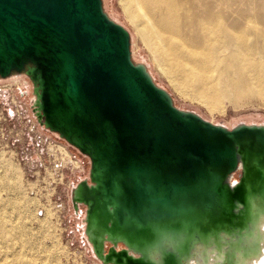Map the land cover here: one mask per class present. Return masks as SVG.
<instances>
[{
    "label": "water",
    "instance_id": "water-1",
    "mask_svg": "<svg viewBox=\"0 0 264 264\" xmlns=\"http://www.w3.org/2000/svg\"><path fill=\"white\" fill-rule=\"evenodd\" d=\"M23 72L39 90V124L90 158L76 209L81 200L92 215L113 203L119 227L129 218L146 234L172 221L235 219L254 167L239 162L264 156V125L229 128L179 108L134 60L131 33L103 0H0V77ZM89 241L107 264H157L133 254L129 239ZM164 256L179 264L175 252Z\"/></svg>",
    "mask_w": 264,
    "mask_h": 264
},
{
    "label": "bare ground",
    "instance_id": "bare-ground-1",
    "mask_svg": "<svg viewBox=\"0 0 264 264\" xmlns=\"http://www.w3.org/2000/svg\"><path fill=\"white\" fill-rule=\"evenodd\" d=\"M121 1L125 15L150 48L157 65L186 94L207 99L213 110L225 107L224 97L234 105L255 95L264 99V11L245 13L234 2L222 4L212 0L210 7H218V11L199 12L196 19L191 0ZM142 63L157 82L149 64ZM182 65L184 68L180 69ZM250 75L252 79L246 77ZM13 76H26L30 80L31 84L24 80L23 85H32L30 105L36 116L41 110L38 87L27 72ZM215 80L222 83L218 90L210 85ZM254 117L250 114L248 120ZM245 123L264 125V121ZM2 160L6 166H12L9 159ZM249 164L254 167L246 174V198L235 199L233 206L235 223L234 216L217 223L208 215L198 223L160 224L154 234H146L140 233V227L129 218L124 227H119L113 203L100 202L90 215L80 200L76 213L84 212L83 229L89 240L98 238L105 244L108 238L116 243L129 239L133 254L143 255L157 264L165 262L166 250L175 252L179 264H264V156L246 162L241 158L238 168L247 172ZM258 169L262 177H256ZM85 178H90V171ZM239 182L233 172L226 183L234 189ZM75 194H78V182L74 184L71 199ZM14 236L21 246L12 247L11 257L16 264H27L26 246H22L27 243L26 233L17 236L0 223V240L9 243Z\"/></svg>",
    "mask_w": 264,
    "mask_h": 264
},
{
    "label": "rangeland",
    "instance_id": "rangeland-1",
    "mask_svg": "<svg viewBox=\"0 0 264 264\" xmlns=\"http://www.w3.org/2000/svg\"><path fill=\"white\" fill-rule=\"evenodd\" d=\"M210 1L212 0H191L196 19L199 12L205 14L209 10L218 11V7H210ZM227 2H234L239 11L245 13L264 11V0H219L222 4ZM104 8L131 33L134 60L149 64L157 83L169 91L179 108L195 111L204 118L229 128L245 121H264V99L259 96L249 97L238 105L224 97L225 107L213 110L207 99L186 94L157 65L150 48L137 33L132 20L125 15L122 1L105 0ZM183 68V65L180 66V69ZM246 77L252 79L251 75L250 78ZM24 80L31 84L26 76L0 77V112L13 109L10 119H5L0 114V223L8 226L17 236L21 232L26 233L27 243L22 246H26L24 260L27 264H107L94 252L84 233V212L77 214L71 199L73 185L89 174L90 158L39 124L30 105L32 85L24 86ZM221 84L216 80L210 83L213 90H218ZM250 114H254L255 119L248 120ZM33 124L37 125L38 133L43 137L56 139L61 143L64 154L71 153L74 158H81L86 165L84 172L78 173L69 163H64V179L57 175L54 178L50 172L53 171L55 159L47 145L41 148L34 142L36 134L29 130V126ZM2 159H9L12 166H6ZM240 174L237 172L236 177H240ZM81 208L85 209L84 206ZM20 246L21 243L15 236L9 243L0 240V264H16L11 257V250L12 247Z\"/></svg>",
    "mask_w": 264,
    "mask_h": 264
},
{
    "label": "built area",
    "instance_id": "built-area-1",
    "mask_svg": "<svg viewBox=\"0 0 264 264\" xmlns=\"http://www.w3.org/2000/svg\"><path fill=\"white\" fill-rule=\"evenodd\" d=\"M1 115H4L5 119H10L13 114V109L12 108H8L7 111H1L0 112ZM29 130H31L33 133H35L36 135L34 136V142H36V144L38 146H42L41 148L44 147V145L48 146V148H50V152L51 155H53V159L55 164H53V171L50 172L53 177L55 178V176H60L61 179H64L65 176V166L64 163H69V165L72 166L73 170L78 172V173H83L84 172V168H86L85 162L81 159V158H74L72 156V154H64V150L61 149V143H59L56 139H47L45 137H43L38 130V127L36 124H33L32 126H29ZM69 151V150H68ZM26 160H29L28 157L25 158ZM66 159H69V162H66ZM57 182V180H55ZM62 182V181H61Z\"/></svg>",
    "mask_w": 264,
    "mask_h": 264
}]
</instances>
